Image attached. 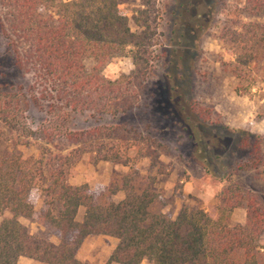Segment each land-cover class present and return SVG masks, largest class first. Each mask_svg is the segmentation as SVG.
I'll return each mask as SVG.
<instances>
[{
  "label": "trees",
  "instance_id": "trees-1",
  "mask_svg": "<svg viewBox=\"0 0 264 264\" xmlns=\"http://www.w3.org/2000/svg\"><path fill=\"white\" fill-rule=\"evenodd\" d=\"M140 1L145 9L134 18L140 29L135 32L120 12V0H1L8 20L0 15V27L15 70L0 71V121L29 137L36 132L21 122V115L30 104L50 103L49 116L64 109L99 118L136 110L153 54L155 32L148 10L157 0ZM49 10L54 16L45 15ZM241 12L264 15V0H246ZM220 38L233 56L222 63V71L238 81L237 93L250 94L259 77L264 82V24L241 21L238 26H225ZM124 57L132 60L134 70L108 79L104 70ZM0 64L7 66L1 58ZM17 74L23 80L31 75L33 85L17 82ZM51 124L47 119L40 125L46 137H51L47 127ZM129 131L125 125L99 126L78 132L66 129L62 136L67 147H73ZM74 153L70 150L64 158V168L50 171L49 192L62 203L61 210L58 215L48 210L38 217V223L57 236V244L31 233L21 222L34 215L30 195L38 179L17 151L2 156L0 216L8 212L11 217L0 224V264H19L21 257L43 264H80L77 254L91 235L118 240L105 264H264V207L254 195L229 186L217 197L216 214L184 206L173 219L159 209L156 178L134 168L125 175L114 174L104 191L69 184ZM246 168L251 166L238 170ZM117 193L124 197L114 202L110 198ZM81 208L85 209L82 222L77 220ZM239 209L246 212L244 223L233 222Z\"/></svg>",
  "mask_w": 264,
  "mask_h": 264
},
{
  "label": "rangeland",
  "instance_id": "rangeland-1",
  "mask_svg": "<svg viewBox=\"0 0 264 264\" xmlns=\"http://www.w3.org/2000/svg\"><path fill=\"white\" fill-rule=\"evenodd\" d=\"M245 4L246 0H157L148 10L155 32L151 68L140 106L130 114L99 118L90 112L64 109L49 116L50 103L42 101L38 106L30 104L21 115V122L36 132L29 137L0 121V159L17 151L38 179L30 195L34 215L21 218L31 233L59 242L38 223V217L48 210L58 215L61 210L62 203L49 192L50 171L64 168V158L73 149L75 167L67 178L69 184L78 179L91 190L104 191L114 174L125 175L134 168L143 176L156 178L159 209L173 219L184 206L216 214L217 197L229 186L254 195L264 207V82L259 77L250 94H239L238 81L222 71V63L233 60L229 44L220 38L223 27L238 26L241 21L264 24V15L241 12ZM119 9L132 30L140 32L134 18L145 9L141 1L120 0ZM44 13L54 16L53 10ZM0 15L7 23L1 0ZM10 55L0 27V58L7 62V66L0 64V71L14 72ZM133 70L132 60L124 57L113 60L103 74L114 80ZM16 78L25 86L34 83L31 75L23 80L17 74ZM47 119L52 122L47 126L51 137L39 131ZM114 125L132 131L113 138L87 139L73 147H67L62 136L66 129L78 132ZM246 133L261 139L256 141ZM117 154L120 157L114 161L104 159ZM249 165V169L238 170ZM123 197L117 193L110 199L119 202ZM84 214L81 208L77 220L82 222ZM9 217L5 212L0 220ZM244 220L245 211L237 210L234 223ZM86 240L78 253L80 264H103L117 245L115 238L102 235Z\"/></svg>",
  "mask_w": 264,
  "mask_h": 264
},
{
  "label": "crops",
  "instance_id": "crops-1",
  "mask_svg": "<svg viewBox=\"0 0 264 264\" xmlns=\"http://www.w3.org/2000/svg\"><path fill=\"white\" fill-rule=\"evenodd\" d=\"M71 185H74V186H78V185H81L80 183H79V180L77 179V180H75V181H71ZM239 210H242V209H239ZM245 211V210H244ZM236 212H237V210L235 211V213L233 214V222H234V216H235V214H236ZM245 217H246V212H245ZM244 222H245V220H244ZM236 223V222H235ZM237 223H240V222H237ZM0 224H1V220H0ZM117 240V239H116ZM86 241L87 240H85V242L83 243V244H86ZM116 244H118V240H117V243ZM114 251V250H113ZM79 253V252H78ZM111 254H112V252L109 254V256L106 258V260L104 261V263L103 264H105L107 261H108V259H109V257L111 256ZM77 259H79L78 258V254H77ZM19 264H43V263H39V262H37V261H35V260H33V259H30V258H27V257H21L20 259H19Z\"/></svg>",
  "mask_w": 264,
  "mask_h": 264
}]
</instances>
